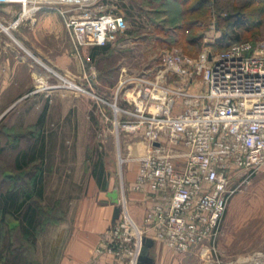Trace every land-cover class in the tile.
<instances>
[{"label":"rangeland","instance_id":"1","mask_svg":"<svg viewBox=\"0 0 264 264\" xmlns=\"http://www.w3.org/2000/svg\"><path fill=\"white\" fill-rule=\"evenodd\" d=\"M65 1L13 0L0 5V116L7 112L0 118V144H6L0 166L10 169L15 153L39 133L36 147L44 160L41 204L56 207V216L62 217L47 222L37 237L35 264H52L59 256L78 201L88 192L92 194L91 175L99 165L108 169L111 186L118 188L125 172L133 170L145 154L144 127L129 130L125 126L137 117L119 110L115 114L108 103L115 101L120 108L136 113L134 96L145 87L138 79L154 80L164 49H177L192 57L207 48L219 52L211 45L221 35L215 21L243 10L241 5L251 3L247 9L255 13L254 24L248 30L236 27L232 33L250 41L264 37V0H217L218 9L209 15H180L183 6L179 0H95V10H121L126 31L113 43L91 52L88 59L86 50L85 55L82 48L74 50L75 62L68 72L52 67L33 52L34 45L54 57L62 56L56 50L61 45L69 49L70 41L61 33L51 40L40 36L36 26L39 14L58 15ZM34 5L38 7L35 11ZM190 19L194 20L189 30L179 28ZM30 62L31 70L38 72L34 73V86L28 87ZM42 76L46 82L39 87ZM121 79L127 82L117 90ZM199 79L195 90H203ZM232 185L217 257L202 247L185 254L171 252L173 264H215L216 258L222 264H246L256 255H264V164Z\"/></svg>","mask_w":264,"mask_h":264},{"label":"built area","instance_id":"2","mask_svg":"<svg viewBox=\"0 0 264 264\" xmlns=\"http://www.w3.org/2000/svg\"><path fill=\"white\" fill-rule=\"evenodd\" d=\"M94 1L66 0L58 9L77 51L113 43L126 31L121 10L98 11ZM159 60L153 81L138 79L145 87L134 96L136 113L108 103L115 114L117 108L137 117L125 126L142 125L147 139L132 188L147 186L152 204L137 224L120 197L119 216L96 248L128 264L137 263L144 237L175 254L204 247L217 257L233 181H244L264 164V37L232 42L219 52L207 48L195 57L164 49ZM198 77L203 90L194 89ZM215 264L222 263L216 258ZM246 264H264V255Z\"/></svg>","mask_w":264,"mask_h":264},{"label":"trees","instance_id":"3","mask_svg":"<svg viewBox=\"0 0 264 264\" xmlns=\"http://www.w3.org/2000/svg\"><path fill=\"white\" fill-rule=\"evenodd\" d=\"M191 1L179 0V5L183 6L180 15L200 12L207 15L218 9L217 0ZM250 4L241 5L243 10L215 21L216 29L221 32L220 37L211 44L215 51L226 50L232 42L249 40L234 35L232 30L236 27H246L248 30V26L254 24L255 13L247 9ZM193 20L179 28L189 30ZM205 23L208 25V22ZM39 135L34 134L33 141L15 153L10 169L5 171L0 166V264H35L36 240L44 225L62 219L56 216V207L41 204L44 160L36 147ZM5 150L6 144H0V155Z\"/></svg>","mask_w":264,"mask_h":264},{"label":"crops","instance_id":"4","mask_svg":"<svg viewBox=\"0 0 264 264\" xmlns=\"http://www.w3.org/2000/svg\"><path fill=\"white\" fill-rule=\"evenodd\" d=\"M36 26L40 29V36H49L52 40V38L61 33L70 43L68 44L69 49L68 47L64 49L63 45L60 46L61 49H56L61 51L62 56H51L39 45L33 46V52L39 59L44 60L54 68L66 69L68 72L72 71L70 67L75 62V49L65 27L63 17L54 12H42L41 15H38ZM54 45L59 47L58 43L54 42ZM81 48L83 49L84 55L86 50V59H88L91 52L94 53L97 49H100V47L96 46H83ZM28 66L27 76L29 77V87L34 86V73L38 71L31 70L33 66L31 62L28 63ZM40 80L39 87H42L45 85L43 83L46 82V77L42 76ZM27 88L25 87L23 90L25 91ZM115 110L118 109L115 108ZM115 123H117V119ZM137 166L138 164L133 170L125 172L124 180L117 189L119 198L123 197V202L132 220L137 224H141L145 210L152 204V196L147 186H144L140 190L132 188L136 178ZM107 170L100 164L98 170L92 173L90 180L92 194L88 192V194L78 201V205L71 219L68 236L59 256H57V259L52 264H128L127 259L117 258L113 253L96 252V248L101 244L104 234L111 224L114 207V204L107 196V192L116 187L111 186L113 180L109 178V171ZM93 191H95L94 194ZM171 252L173 251L162 241L154 240L149 255L154 259L156 264H173L172 256H170V254L172 255Z\"/></svg>","mask_w":264,"mask_h":264},{"label":"water","instance_id":"5","mask_svg":"<svg viewBox=\"0 0 264 264\" xmlns=\"http://www.w3.org/2000/svg\"><path fill=\"white\" fill-rule=\"evenodd\" d=\"M10 108L11 107H9L8 109ZM3 114L0 116V118L3 116ZM154 144L158 145V142H155ZM107 196L114 204L112 217H111V223H112L116 220V218H118L120 212L118 189L114 188L111 191H108ZM153 244H154V240L151 237H144L140 254L137 258L136 264H156L154 262V259L149 255L150 248L153 246Z\"/></svg>","mask_w":264,"mask_h":264},{"label":"bare ground","instance_id":"6","mask_svg":"<svg viewBox=\"0 0 264 264\" xmlns=\"http://www.w3.org/2000/svg\"><path fill=\"white\" fill-rule=\"evenodd\" d=\"M35 6V9H34V11L35 10H37V6L36 5H34ZM72 87H74V86H72ZM75 88V87H74ZM128 91V93L130 92V90H127ZM128 95H131V92L128 94ZM160 97H161V95H159Z\"/></svg>","mask_w":264,"mask_h":264}]
</instances>
